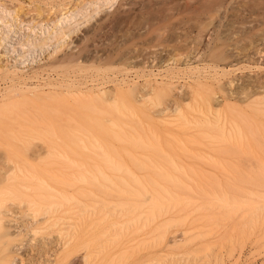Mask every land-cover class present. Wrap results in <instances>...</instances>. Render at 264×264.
I'll use <instances>...</instances> for the list:
<instances>
[{
    "label": "rangeland",
    "instance_id": "rangeland-1",
    "mask_svg": "<svg viewBox=\"0 0 264 264\" xmlns=\"http://www.w3.org/2000/svg\"><path fill=\"white\" fill-rule=\"evenodd\" d=\"M90 1L93 0H0L11 9L4 14L0 5V88L16 83L48 90L47 84L55 83L54 87L70 92H63L68 101L91 96L105 102H110L115 92L132 89L131 101L145 106L161 130L164 121L175 123L173 126L180 124L174 119L177 110L191 103L198 90L208 93L213 110L235 107L249 112L253 101L264 102V0ZM81 3L88 4L73 18L64 15L67 9ZM54 30H63L65 35L59 41H46L41 48L26 44L41 41ZM161 87L165 88L162 96L149 103L152 89ZM76 89L81 95L73 92ZM258 121L264 126V115ZM164 138L174 143L175 160L187 170L164 167L180 179L179 185L162 180L160 184L168 191L153 185L166 192L163 200L171 220L166 241L158 242V233L153 241L139 225L136 233L130 234L121 246L109 248L108 254L116 259L125 254L127 259L121 264H143L147 259L156 264L165 248L166 264H264V187L248 186L262 184L261 177L264 179V151L258 144L251 145L253 141L264 143V137L241 141L230 151L217 150L229 145L227 142L211 145L203 140L193 144L185 139ZM35 143L29 151L31 162L45 155V145ZM180 143H188L189 151L180 152L186 150ZM3 154L1 148L0 158ZM1 163L2 159L0 166ZM103 170L113 174L116 181L118 176H125L132 183L131 177L117 174L109 166ZM87 175L89 180L76 183L72 194L145 199L138 193L120 196L99 174L100 181ZM212 182L222 185L230 198L240 199L222 201L221 205L215 196L218 188ZM227 183L248 186L255 195L240 193L234 186L227 187ZM140 192L145 194L144 190ZM213 200L220 206L211 207ZM75 205L67 208L74 209ZM15 209L14 222L28 225L32 219L26 215L28 212ZM228 214L231 219L225 218ZM46 219L47 215L38 217L40 221ZM106 223L101 222L95 231L102 230ZM55 227L33 234L32 227L26 226L14 242L20 248H11L8 264H55L53 241L64 224ZM184 238L189 241L181 242ZM67 264H82L81 255Z\"/></svg>",
    "mask_w": 264,
    "mask_h": 264
},
{
    "label": "bare ground",
    "instance_id": "bare-ground-1",
    "mask_svg": "<svg viewBox=\"0 0 264 264\" xmlns=\"http://www.w3.org/2000/svg\"><path fill=\"white\" fill-rule=\"evenodd\" d=\"M95 1L97 0L89 3ZM85 4L88 3L67 9L64 15L70 14L67 17L73 18L72 15H77ZM0 5L4 14L11 11L5 3ZM0 19L2 22L3 19ZM59 21L58 19L55 23ZM6 24L3 22V25ZM54 31L41 41H26V44L41 48L46 41H59L65 35L63 30ZM47 85L48 90L16 83L0 88V149L4 150L0 158V264L9 263L11 248H20L14 242L17 237L22 236L26 226L32 227L33 234H41L61 223L64 227L53 241L56 246L52 248L55 264L71 263L79 254L82 264H121L126 261L127 256L122 254L116 259L108 254V249L121 246L130 234L136 233L139 225L153 241L156 233L158 242L166 241L167 226L170 227L168 224L171 220L167 218V204L163 200V193L166 192L162 191L168 189L160 182L163 180L178 186L180 179L164 167L172 166L174 170L185 172L187 170L175 160V145L168 138H164L165 136L177 140L185 139L193 144L204 143L203 140L211 145L229 143L223 149L217 148L218 151H230L241 141L248 142L250 139L264 137V126L256 123L260 122L258 117L264 115L263 100L253 101L249 112L235 107L213 110L208 93L198 90L193 93L191 103L177 110L174 119L180 124L173 126L175 123L164 121V124L161 123V130L150 119L145 106H137L131 101L132 89L126 93L115 92L110 102L91 96L68 101L63 92L69 94V91L54 87L55 83ZM164 89L153 88V96L148 98L149 103L151 99H159ZM73 92L80 93L78 89ZM36 141L45 145V155L31 162L29 151L33 150ZM188 143H180L186 149L180 152L189 151ZM255 144L264 151V143H251ZM107 166L117 174L124 173L131 177L133 184L125 176H118L117 181L120 184L117 185L115 176L103 170ZM144 171L147 174H140ZM87 173L91 174L92 179L100 181L102 177L105 182L111 183L120 196L138 193L145 199H100L95 193L72 194L71 188L76 183L89 180ZM261 183L248 186L264 187L262 177ZM212 184L218 188L215 196L221 205L222 201L228 203L240 199L230 198L231 195L219 183ZM153 185L161 186L164 190H158ZM226 186H234L245 195H255L253 189L240 183H227ZM140 190H144L145 194L142 195ZM72 203L77 205L76 213L75 207L67 208ZM213 205L220 206L216 202L211 207ZM18 207L26 210V215L32 218L28 225H18L12 219L17 212L15 208ZM240 208L241 206L237 209ZM60 211L64 214L58 215ZM46 215V220H38V217ZM252 215L254 216L253 213ZM229 216L231 217L228 214ZM228 217L225 218L231 219ZM103 221L107 222V226L96 232L95 228H99ZM252 221L253 219L251 223ZM226 223L228 224V220ZM128 232L130 233L127 234ZM188 241L184 238L181 242ZM162 252L161 260H156V264L167 263L165 248ZM153 262L147 259L143 264Z\"/></svg>",
    "mask_w": 264,
    "mask_h": 264
}]
</instances>
